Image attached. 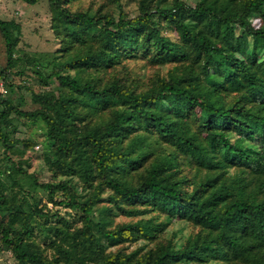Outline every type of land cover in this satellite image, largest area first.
<instances>
[{"label":"trees","instance_id":"16d2710c","mask_svg":"<svg viewBox=\"0 0 264 264\" xmlns=\"http://www.w3.org/2000/svg\"><path fill=\"white\" fill-rule=\"evenodd\" d=\"M82 1L47 0L59 47L32 70L40 90L22 86L34 108L0 92L5 174L27 173L11 116L42 121L52 179L31 182L79 224L48 220L42 244L35 218L53 215L0 181V247L15 264H264V0H138L134 17ZM0 35L9 93L20 27L0 19ZM176 220L192 227L180 244Z\"/></svg>","mask_w":264,"mask_h":264},{"label":"rangeland","instance_id":"374dc122","mask_svg":"<svg viewBox=\"0 0 264 264\" xmlns=\"http://www.w3.org/2000/svg\"><path fill=\"white\" fill-rule=\"evenodd\" d=\"M90 0H83V6H87ZM138 0H122L121 7L129 17H134L137 14ZM0 19L13 21L20 27L19 43L15 52L16 64L13 68V88L8 93L5 86H3L2 96L7 98L14 104H21L26 110H31L34 106L31 103L30 92L25 89L30 88L34 92L40 90V85L36 75L32 70L37 69L42 72H49L51 70L50 62L52 54L59 47L58 41L55 39L50 27V13L47 0H40L36 4H26L22 0H0ZM6 64L4 41L0 35V68ZM132 65H134L132 63ZM136 69L144 76H147V67L142 65V62L136 64ZM164 71V68H163ZM26 86V87H22ZM9 132L11 151H7L12 160L19 163L26 174L16 173L12 169V178L15 179V186L13 191L20 197L24 193H28L26 201L35 205L50 215V219H45V216L35 218L34 231L37 240L42 244L48 242L47 236L44 232V224L50 220L54 223L61 217L69 220L71 223L79 224L78 215L67 207V200L64 199L60 191H56L53 195L52 201L48 198L46 192L39 187H34L31 182V177H36L37 182L45 183L51 180V175L44 164V154L49 151L50 144L46 138L45 124L40 120H27L11 116V125L5 128ZM30 141L32 146L25 150L23 149V142ZM3 144L0 143V181L12 183V178L7 176L6 169L8 165L3 162L5 155ZM72 185L74 181L72 180ZM75 186V185H74ZM105 198V196H103ZM145 218L146 215H141ZM117 222L127 221L126 217L118 216L115 219ZM49 223V221H48ZM46 223V224H48ZM192 231V227L183 221H173L165 231L166 237L174 234L175 241L178 244L182 243L183 239ZM142 244L141 241L133 245H129L128 249H133ZM0 264H15L11 253L0 247ZM209 264H216L211 262Z\"/></svg>","mask_w":264,"mask_h":264},{"label":"built area","instance_id":"2783aa9c","mask_svg":"<svg viewBox=\"0 0 264 264\" xmlns=\"http://www.w3.org/2000/svg\"><path fill=\"white\" fill-rule=\"evenodd\" d=\"M0 88L3 89V85L2 84L0 85ZM1 89H0V92L2 93V90Z\"/></svg>","mask_w":264,"mask_h":264}]
</instances>
